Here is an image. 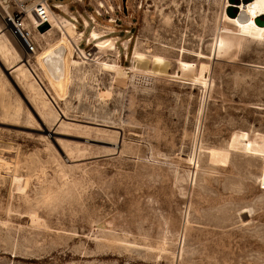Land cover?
Instances as JSON below:
<instances>
[{"label":"rangeland","instance_id":"obj_1","mask_svg":"<svg viewBox=\"0 0 264 264\" xmlns=\"http://www.w3.org/2000/svg\"><path fill=\"white\" fill-rule=\"evenodd\" d=\"M101 1L63 98L0 19V264H264V0Z\"/></svg>","mask_w":264,"mask_h":264},{"label":"bare ground","instance_id":"obj_2","mask_svg":"<svg viewBox=\"0 0 264 264\" xmlns=\"http://www.w3.org/2000/svg\"><path fill=\"white\" fill-rule=\"evenodd\" d=\"M68 3L64 0L57 2V6L60 12L64 11L65 16H58L57 12H53L52 16L55 18L54 28L58 31V36L53 42H47V45L42 50H37L35 54L36 62L43 75L48 80L50 86L54 90L55 94L59 98H63L69 92L70 83L72 80L73 68L79 67L82 63H87V57H85L79 48V39H83L85 32L82 29H87L90 40L95 43H100L109 47L110 51H113L114 55H119L120 50L115 47L114 41H108L103 39L104 30L97 28L95 25V17H91V20L82 17L80 18L76 14L68 13ZM103 2L100 0L99 4ZM63 10V11H62ZM81 15V14H80ZM40 24V23H39ZM28 28V27H27ZM32 37L31 31L28 28ZM43 32V31H42ZM42 37L45 35L42 33ZM19 45L23 47V39L16 38ZM9 50L8 45L5 43L1 46ZM24 48V47H23ZM26 54H30L25 51ZM78 55V57H76ZM82 57L83 61L80 60ZM16 71V70H15ZM13 71V72H15ZM12 72V74H13ZM117 76L119 78H125L128 76V70L122 65H117ZM110 92L108 90H99V97L106 99L109 97ZM237 132V133H236ZM229 140V148L235 152L251 153L253 155H260L264 157V149L252 146L248 133L236 131ZM242 133V137H237V134ZM31 221H37V216L34 212L31 213Z\"/></svg>","mask_w":264,"mask_h":264},{"label":"built area","instance_id":"obj_3","mask_svg":"<svg viewBox=\"0 0 264 264\" xmlns=\"http://www.w3.org/2000/svg\"><path fill=\"white\" fill-rule=\"evenodd\" d=\"M58 1L60 0H0V19L15 38L23 39V47L27 52L35 53L38 46L28 31L27 22L34 18L42 25L50 24L51 14L60 11ZM88 55L93 56L91 51Z\"/></svg>","mask_w":264,"mask_h":264},{"label":"water","instance_id":"obj_4","mask_svg":"<svg viewBox=\"0 0 264 264\" xmlns=\"http://www.w3.org/2000/svg\"><path fill=\"white\" fill-rule=\"evenodd\" d=\"M123 1H125V0H123Z\"/></svg>","mask_w":264,"mask_h":264}]
</instances>
